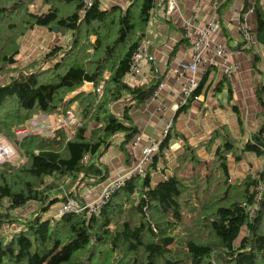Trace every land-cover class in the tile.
<instances>
[{
	"label": "trees",
	"instance_id": "1",
	"mask_svg": "<svg viewBox=\"0 0 264 264\" xmlns=\"http://www.w3.org/2000/svg\"><path fill=\"white\" fill-rule=\"evenodd\" d=\"M36 1L0 0V137L14 142L7 141L19 158L0 162V264H264V170L231 183L228 166L230 157L238 162L248 152L264 159V84L256 92L262 123L245 143L226 125L202 145L205 158L184 141L180 161L207 169L203 180L170 174L152 185L150 171L180 137L173 118L145 175L126 179L97 213L44 216L69 197L81 200V187L110 177L101 157L119 137L127 153L126 144L139 132L130 111L149 99L162 79L125 82L156 0L109 7L93 0L85 9L80 0H41L48 8L40 11ZM257 2L254 33L264 48V12ZM37 26L53 31L59 26L61 34L71 33L70 40L18 64L22 42ZM85 82L92 83L91 92L82 89ZM198 88L177 112L196 99ZM232 109L241 124L238 107ZM69 111L78 118L72 132L62 125ZM44 114L52 135L18 138L19 127ZM31 202L36 209L19 216L16 210Z\"/></svg>",
	"mask_w": 264,
	"mask_h": 264
},
{
	"label": "crops",
	"instance_id": "2",
	"mask_svg": "<svg viewBox=\"0 0 264 264\" xmlns=\"http://www.w3.org/2000/svg\"><path fill=\"white\" fill-rule=\"evenodd\" d=\"M129 1L103 0L102 7H109L113 4L126 6L130 3ZM175 1H178L180 9L173 13H167L166 0H156L158 6L152 13L144 37L149 43L153 59L148 61L142 78L146 82L162 79L156 97H153V93L149 99L137 107L134 105L130 111L133 122L139 131L144 133V138L136 149H131L126 144L127 153L122 150L121 137L117 138L106 150L100 160L107 165L110 177L125 171L134 164L132 154L138 156L141 153V149L147 144V137L157 138L164 121L168 118H174L175 130L180 137L175 136L171 140L165 159L162 157L159 160L157 170L150 171L153 186L169 177L170 174L185 176L190 171L188 161L186 159L180 161L184 153L185 140L198 148V152L205 158L206 153L202 145L216 128L222 125L228 126L232 135L245 143L253 133L259 130L262 123L263 107L258 101L256 92L259 86L264 84V58H262L264 48L258 42L256 45L246 42L247 46H252L251 48L247 47L238 31L240 22L244 20L253 27V30H256V0ZM257 4L264 12V0H258ZM197 5L201 6L199 23L216 16L219 29L213 39L216 42H222L228 48L231 52V61L235 64L236 69L231 79L225 77L222 70L217 67L210 68L205 74L200 71L194 74L189 72L188 76L195 77L201 86L198 98L190 101L185 111L174 113V106L180 99L184 83V79L176 73L177 63L179 61L188 62L190 59V42L184 35L181 20L184 17H189ZM249 9L252 11L248 12ZM158 11L161 12V15ZM70 37L71 33L57 36L58 43L54 45L64 46L63 43L67 44ZM255 54L260 55V60L255 59ZM105 76L108 78L109 73L106 72ZM125 82H127L126 79ZM86 84L92 83L85 82L82 89L91 92L92 90L85 88ZM161 104H165L166 111L159 114L158 108ZM233 105L239 109L241 124L238 121V114L232 109ZM44 116L49 120L47 114ZM114 157H116L115 160ZM207 159L212 158L207 157ZM228 166L229 180L231 183H235L243 181L249 173L264 170V159L248 152L246 157L238 162L230 157ZM260 184L262 186V181ZM100 186L101 183H96L83 187L80 190L83 192L82 199H95L100 191Z\"/></svg>",
	"mask_w": 264,
	"mask_h": 264
},
{
	"label": "built area",
	"instance_id": "3",
	"mask_svg": "<svg viewBox=\"0 0 264 264\" xmlns=\"http://www.w3.org/2000/svg\"><path fill=\"white\" fill-rule=\"evenodd\" d=\"M80 1L83 4L84 9L90 7L93 4V0ZM166 2L167 13H173L180 9L178 1L176 2L175 0H166ZM200 11L201 6L197 5L196 8L190 13L189 17H184L181 20L184 35L190 42V59L188 62L179 61L177 63L178 66L176 68V73H178L179 77L184 79V83L180 99L174 106V113L181 106L188 102L190 96L199 86V82L195 77L188 76L189 72L194 74L200 71L205 74L210 68L217 67L222 70V74L225 77L231 79L236 69L235 64L231 61V52L228 50V48L222 42H216L213 39L215 33L219 29L216 16H212L208 21L199 23L198 19ZM251 11L252 9L248 10V12ZM238 31L247 43L252 45L257 44L253 27L248 22L245 20L240 22ZM152 59L153 57L150 53L149 43L144 38L139 42L131 56L129 70L125 77L126 81L131 85H140L146 82V80L142 78L144 68L147 66L148 61ZM92 89L93 86L91 90ZM97 90L101 92L102 85ZM157 94L158 89L154 92L153 97H156ZM197 98L198 97L196 96V99ZM165 111V104H161V106L158 108L159 114L164 113ZM68 118L71 119V124L66 123ZM46 119L48 118L44 115L34 116L30 120L29 126L19 127L16 130L18 138H23L24 136L32 133L52 135L53 127L51 126L50 122H46ZM77 123L78 120L74 112L69 111L68 116L62 125L66 128V130H70L72 127H75ZM172 125L173 118L171 117L166 119L164 121L163 130L160 135L157 138H150L138 156L132 154L134 160L133 165H131L125 171L113 177H109L105 181L101 182L99 191L100 193L95 199H85L84 202H82L76 198L70 197L67 201L59 206V215L68 212L81 213L85 210H89L90 214L97 213L106 200L124 185L126 179L135 175H145L146 168L152 162L154 153L159 149L162 140L168 135ZM142 139V133L139 131L128 143V146L131 149H136ZM0 147L4 149L2 152L3 156L0 158V162L10 160L14 155L13 146L4 140H0ZM262 187L263 184L261 186L259 182L258 188L261 189Z\"/></svg>",
	"mask_w": 264,
	"mask_h": 264
},
{
	"label": "rangeland",
	"instance_id": "4",
	"mask_svg": "<svg viewBox=\"0 0 264 264\" xmlns=\"http://www.w3.org/2000/svg\"><path fill=\"white\" fill-rule=\"evenodd\" d=\"M41 4H42V1L41 0H37L36 1V5L34 6V7H36V10L37 11H40V10H45L46 8H48L47 6H41ZM104 3H102V5H103ZM60 30V29H59ZM57 36H64V34H61L59 31L58 32H55V31H53V30H48V29H45V28H39V27H35L32 31H31V33L30 34H28V36L24 39V41H23V46H22V48H21V54H20V56H19V58H20V60H19V62H18V64H25V63H27L28 62V60H30V59H32V58H34V57H38L39 55H40V53L41 52H44V51H49L50 49H52L53 47H54V44L55 43H58L57 41H56V38H57ZM60 38V37H59ZM64 38V37H63ZM96 36L95 35H92L91 36V38H90V40H91V42H95L96 41ZM61 40H63L62 38H60ZM63 45L65 46V45H67L66 43H63ZM43 54V53H42ZM54 64V60H49L48 62H47V65L48 66H52ZM90 87V88H89ZM85 88L87 89V90H91V88H92V85L91 84H86V86H85ZM73 94V93H72ZM71 96V95H70ZM69 96V97H70ZM76 110H78V105L77 104H73L72 105ZM34 115H36V114H34ZM32 118V117H31ZM30 118V119H31ZM77 118V117H76ZM29 119V120H30ZM77 120H78V118H77ZM46 122H49V120L48 119H46ZM28 123H29V121H28ZM66 123H68V124H71V119L70 118H68L67 120H66ZM28 125V124H27ZM77 125V124H76ZM73 126V125H72ZM163 126H164V123H163ZM23 127H25V126H23ZM73 128L74 127H72L71 129H70V131L72 132L73 131ZM162 130H163V127H162ZM162 130H161V132H162ZM160 132V133H161ZM142 133V132H141ZM136 135V134H135ZM134 135V136H135ZM142 136H143V138H144V133H142ZM2 140H4L5 142H7V141H9V142H12V141H10L9 139H7V138H5V137H0ZM151 137H147V142H148V140L150 139ZM9 142H7V143H9ZM12 143H14V142H12ZM4 144H6V143H4ZM11 144V143H10ZM12 145V144H11ZM144 148V147H143ZM143 148L141 149V151L143 150ZM16 150H17V148H16ZM111 153V155H112V152H110ZM14 155H13V157L11 158V159H13L12 160V162L13 163H18V161H19V158H16V157H14L15 155H16V151H15V149H14V153H13ZM18 155H21V153H18L17 154V156ZM22 156V155H21ZM114 160L116 159V157H114L113 158ZM189 168H191L190 169V171H188L187 172V174H185V176H187V178L188 179H193V178H196V180H203L202 179V176H203V174L204 175H206L207 174V172H208V170L207 169H204V168H202V167H198V166H196V167H194L192 164H191V167H189ZM213 171H215V168H213L212 169ZM257 172H254V173H252V175H255ZM88 185V184H87ZM87 185H85L84 187H86ZM83 187H81V189H82ZM80 189V190H81ZM78 193H80V196H81V198H82V193L83 192H79L78 191ZM100 192H98L97 194H99ZM70 198V197H69ZM73 198H76V197H73ZM77 199V198H76ZM79 201H82V202H84V200L83 199H78ZM38 204H37V202H35V203H33V202H31V203H29L27 206H25L24 208H22V209H20V210H16V212L19 214V216H25L24 214H27V213H31V212H33L35 209H36V206H37ZM59 204H57V205H55V206H53V207H51V209L47 212V213H45V217H58V216H60L59 215ZM15 213V211H13V213L12 214H14ZM11 225V224H10ZM17 226V225H16ZM10 227V226H9ZM8 228V226L7 227H5V229H7ZM12 228H14V227H12ZM16 228V227H15ZM245 234V229H243V231H242V233H241V236H243Z\"/></svg>",
	"mask_w": 264,
	"mask_h": 264
},
{
	"label": "bare ground",
	"instance_id": "5",
	"mask_svg": "<svg viewBox=\"0 0 264 264\" xmlns=\"http://www.w3.org/2000/svg\"><path fill=\"white\" fill-rule=\"evenodd\" d=\"M3 151H4V149L0 147V158H2V156H3V154H2Z\"/></svg>",
	"mask_w": 264,
	"mask_h": 264
},
{
	"label": "water",
	"instance_id": "6",
	"mask_svg": "<svg viewBox=\"0 0 264 264\" xmlns=\"http://www.w3.org/2000/svg\"><path fill=\"white\" fill-rule=\"evenodd\" d=\"M54 31H55V32H58V31H59V26H55V27H54Z\"/></svg>",
	"mask_w": 264,
	"mask_h": 264
},
{
	"label": "clouds",
	"instance_id": "7",
	"mask_svg": "<svg viewBox=\"0 0 264 264\" xmlns=\"http://www.w3.org/2000/svg\"><path fill=\"white\" fill-rule=\"evenodd\" d=\"M23 127V126H22Z\"/></svg>",
	"mask_w": 264,
	"mask_h": 264
}]
</instances>
